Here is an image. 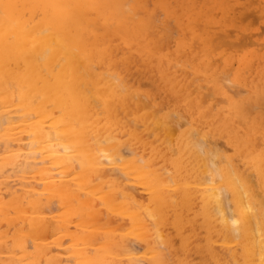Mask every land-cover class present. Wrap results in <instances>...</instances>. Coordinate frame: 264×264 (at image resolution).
Returning <instances> with one entry per match:
<instances>
[{"label":"bare ground","instance_id":"bare-ground-1","mask_svg":"<svg viewBox=\"0 0 264 264\" xmlns=\"http://www.w3.org/2000/svg\"><path fill=\"white\" fill-rule=\"evenodd\" d=\"M197 1L203 9L192 10L184 1L191 23L189 18L182 25L172 10L165 15L167 23L159 25L154 20L157 11L147 10L149 0H0V184L8 177L2 175L5 166L20 178L21 190L10 193L8 202L0 197V213L6 216L11 210L13 219L28 229L13 233L12 248H5L8 230H0V264H59L60 250L73 264H115L123 255L128 263H136L135 242L130 245L128 235L145 242L140 258L146 264H191V251L200 255L201 264H264V181L259 174L261 150L254 144L263 120L251 113L254 105L261 109L264 100V73L257 71V80H251L255 84L248 86L244 70L228 80L209 59L220 45L240 48L251 43L250 38L256 41L247 31L252 22L248 6L254 0H243L241 14L231 22L224 10L235 0ZM153 30L161 35L151 37ZM175 31L182 36L177 49L163 52L160 43ZM257 50L239 58L243 69ZM136 60L157 74L161 88L182 103L184 111H161L153 96L133 88L121 70ZM170 65L188 67L191 83L194 78L202 82L200 89L211 93L217 109L202 108L205 92L190 97L192 89L186 93L182 85L184 80L190 84L189 74L178 78L180 84L176 75H169ZM187 111L194 112L196 124L186 118ZM184 120L186 128L181 127ZM126 123L123 133L129 131L144 142L135 134L139 127L129 126L149 127L157 138L162 136L170 153L153 146L150 157L138 156L136 150L133 154L135 145L129 148L128 139H120ZM186 133L193 135H184L183 146L178 145L176 138ZM217 137L225 139L231 155L222 153ZM104 153L111 162L103 159ZM160 159L164 163L156 166ZM227 160L238 179L225 166ZM106 166L120 169L128 179L119 177L139 186L147 202L140 193L139 200L136 191H127L133 189L131 184L120 188L123 179L116 181L111 177L116 170L108 173ZM25 176L36 180H23ZM44 199L58 205L50 218L44 214ZM103 213L127 221L129 226H123L128 229L122 227V233ZM168 225L177 244L171 233L163 234ZM151 235L157 244L148 243ZM62 237L68 239L64 249ZM25 238L31 239L30 246ZM47 239L56 253L46 246ZM9 249L14 255L2 256Z\"/></svg>","mask_w":264,"mask_h":264},{"label":"rangeland","instance_id":"rangeland-1","mask_svg":"<svg viewBox=\"0 0 264 264\" xmlns=\"http://www.w3.org/2000/svg\"><path fill=\"white\" fill-rule=\"evenodd\" d=\"M181 1L182 0H149V2H148V7H147V10H148V12L149 13H151V12H153V11H157L158 13H159V15H158V13L156 12V16H154V17H156V18H159V20H160V23H158L159 25H165L166 23H167V19H165V15H166V13L168 12V11H174V14L176 15V14H179V17H181V19H182V25L183 24H185V23H187V20L189 19V18H191V13H190V11H188V10H184L183 9V7L186 5V3H187V5H188V7L190 8V9H192V10H198L199 9V3H198V1L196 0H183L182 1V3H183V6H181L180 5V3H181ZM184 1H185V5H184ZM187 1H189V2H187ZM243 0H235V1H232L231 2V4L230 3H228V7L227 8H225V10L224 11H226V12H228L227 13V15L224 13V17H225V19L226 20H228V21H230L231 22V20H230V18L231 17H233V16H237V15H239V14H241V7H238V6H241V2H242ZM253 1V0H252ZM165 3V5H164V3ZM168 4H167V3ZM196 2H197V4H196ZM150 3V4H149ZM158 3H161V7H159L158 6ZM163 3V4H162ZM258 4V5H257ZM225 5H227V3H225ZM155 6H156V8L158 9H156L155 8ZM192 8H191V7ZM234 6H236V7H234ZM262 6H263V0H254L253 1V3L252 4H250L249 6H248V10L249 11H247V13H248V17H249V20L248 21H252L251 22V25L248 27L249 29H247V31H249V34L250 35H252L254 38H256V41L253 39V38H250V40H251V43H248V44H246L244 47H237V45L234 47V46H227L226 44H223V45H220L221 47L218 49H216V53H212L213 55H212V57L210 58L209 57V59H210V63H211V67L215 70V71H218V75L219 74H221L220 72H222L223 74H221V76L222 75H224L223 77H225V74H226V77H227V79L229 80V79H231V76L233 75V73L235 72V71H239V70H244L243 71V73L245 74V76L248 78V80L246 81L247 83H248V86L250 85H253V84H255L253 81H251V80H257V71L259 72V73H264V13H261V8H262ZM164 7H166V8H164ZM155 8V9H154ZM178 8V9H177ZM203 9V7L202 6H200V9ZM251 8V9H250ZM250 10H251V12H250ZM182 12V14H181V12ZM254 11V12H253ZM155 12H154V15H155ZM161 13V14H160ZM190 13V14H189ZM251 14H252V16H251ZM257 14H258V17H257ZM176 16H178V15H176ZM187 16V17H186ZM254 16V17H253ZM259 16H261V17H259ZM183 17V18H182ZM255 17H256V19H255ZM252 19V20H251ZM170 20V21H169ZM168 21H169V23L171 22V24L173 25V26H175L174 24H173V21L171 20V19H169ZM186 20V21H185ZM193 20V18H191V20L189 19V23H191V21ZM253 20H254V22H253ZM197 22H199V23H202V18L201 17H198V19H197ZM230 22H226V24H232V23H230ZM169 23H168V25H169ZM170 24V25H171ZM171 25V26H172ZM176 27L178 28V26H177V24H176V26H175V30H176ZM253 32L254 33H256V32H258L260 35H258V33H257V35L256 34H253ZM252 33V34H251ZM151 34H154V35H151ZM150 34V36L151 37H156V38H158V35L160 36L161 35V33H158V31H156V30H153L152 31V33ZM158 34V35H157ZM173 35L172 36H170V39H167V38H169V37H167V38H165L164 40H162V42L160 43L161 44V48H162V51L163 52H165V53H173L174 51H175V49H177L176 48V46L178 47V37H182V36H180L179 34H177V32L175 31L174 33H172ZM258 36V37H257ZM253 41H255L254 42V45H252V42ZM259 42H261V43H259ZM225 45V46H224ZM224 46V47H223ZM259 46V47H258ZM254 49V48H258V50H257V52L255 53V55H257V56H255V57H253L252 58V60L249 62V64H250V66L249 67H247V68H242V65L240 64V62H239V58L240 57H246L247 55H248V51L249 50H251V49ZM189 53V52H188ZM218 53V54H217ZM218 57V58H217ZM215 59H217V60H215ZM254 59V60H253ZM137 60H138V58H137ZM136 60V62L134 61L133 62V64L131 63V64H128L130 67H127V66H125V67H123V69L121 70L122 71V74L126 77V79H128L131 83H133V88L135 89H138L139 91H141V92H143V93H145V94H150V96L152 97V98H154V102L156 103H159L160 104V107L159 108H161V111H166V110H173V109H176V111H177V108H178V111H184L183 110V108H184V106L182 105V103H179V102H177V99L174 97V96H172V95H170L169 93H167L165 90H163L162 88H161V83H160V81H159V79H158V76H157V74L155 73V72H153L152 70H147V67L146 66H143L144 64L142 63V61L141 60H139L140 62H141V64L138 62ZM134 63H136V66L134 65ZM140 65H139V64ZM143 64V65H142ZM172 64V63H171ZM139 65V66H138ZM171 67V68H170ZM176 68V69H175ZM178 67H176V66H173V65H170L169 66V75H171V76H174L175 77V75H176V80L177 81H180V84H182L183 83V80H179L178 78H181V77H186V76H188V74H189V76H188V78H187V82H189L190 84H188V83H186L185 82V80H184V83L182 84L183 85V89L185 90V92L187 93V92H189L190 91V89H192L191 90V92H189V94H190V97H196V95H197V93L200 91L201 92V94H202V92L204 93V94H202V96L203 95H211V93L210 92H208V90L207 89H200V87H199V83H202V82H199L198 80H197V78H194L193 80H192V83H191V81H190V79H192L193 78V76H192V74L190 73V71H187V70H190L188 67H182V70H183V72H180V71H182V70H179V69H177ZM217 68V69H216ZM186 70V71H185ZM187 72V74H184V73H186ZM189 72V73H188ZM227 72V73H226ZM180 73V74H179ZM177 74H179V76L177 75ZM192 76V77H191ZM197 80V81H196ZM220 81H221V79H220ZM251 81V82H250ZM222 83V82H221ZM184 86H186V87H184ZM193 86V87H192ZM192 87V88H191ZM194 88V89H193ZM206 95H205V97H206ZM208 95V96H209ZM207 96V97H208ZM203 98L204 100V103L202 102V108L203 109H206V108H212L213 110H216L217 109V106H218V103H217V101L215 100V98H212V96H209L210 98L208 99V98ZM214 99V100H213ZM216 101V102H215ZM216 103V104H215ZM261 103H262V105H261V109H260V105L259 104H257L256 106H258V107H255V105L253 106V108H252V110H251V113H252V116H254V117H259L261 120H263L264 121V100H262L261 101ZM175 104V105H174ZM178 104H179V107H177L178 106ZM212 105V106H211ZM157 106H158V104H157ZM263 106V107H262ZM263 111V112H262ZM0 112H2V109L0 108ZM185 116H186V118L189 120V122H191V121H193L195 118V115H194V112H192V111H187V113L186 114H184ZM121 117V116H120ZM130 117V119H131V116H129ZM121 119H122V121H125L124 120V118H122L121 117ZM187 120V121H188ZM187 121H183L182 123H181V127L182 128H186V126L188 127L189 125H188V122ZM130 123H128V125H129ZM194 124H196L195 123V121H193V125ZM131 125H132V129H137L138 127V129H137V131L135 132V130L133 131V132H135V134L137 133V135H140V136H142L145 140H142V138H141V140L142 141H144V142H141V141H139V136L137 137L136 135H135V137H131L130 136V134H129V131H128V133H123V130L125 131L126 130V132H127V130H128V128L126 129V127H127V123H126V125H125V128L123 127L120 131H119V134L121 135V133H123L122 135H124V136H122V138H120L121 140H124L123 142H125L126 141V139H128V141H129V143H133V144H129V143H127L128 141H126L125 143H126V145L130 148V147H132V146H134L135 145V147H134V151H133V154H134V152H135V150H136V153H138L137 155L138 156H140L141 154H144V155H142V157H144V158H147V157H150V155H151V149H152V147L153 146H157L158 148H164L165 146H164V143H163V138H162V136H160L159 135V137L157 138L156 136H158V134L157 133H153V132H151L152 130L149 128V127H145V126H141L140 124H134V123H131L130 124V126H129V129H131L130 127H131ZM133 125H136V126H134L133 127ZM141 126V127H140ZM145 127V128H144ZM147 128V129H146ZM149 130V131H148ZM122 131V132H121ZM132 131V130H131ZM132 132V133H133ZM149 132V133H148ZM151 132V133H150ZM139 133V134H138ZM147 133V134H146ZM143 134V135H142ZM120 136V137H121ZM129 136V137H128ZM146 136H148V137H146ZM156 137L155 139H156V141L155 142H153L154 140V137ZM258 136V138H256ZM257 136L255 137V140H254V144H255V148H257V149H259V150H261L262 148H264V135H261V133H258L257 134ZM128 137V138H127ZM146 137V138H145ZM133 138V139H132ZM135 138H137L138 140H136ZM130 139V140H129ZM148 139V140H147ZM162 139V140H161ZM0 141H2L1 139H0ZM132 141V142H131ZM147 141V142H146ZM149 141L150 142H153L152 144H150L149 143ZM215 141V144L216 145H218L219 147H221V150H223V154H225L226 155V153H227V155H231L232 154V149L230 148V146L228 147V146H226L227 145V143H226V141H225V139L223 140V138H221V137H217V139L216 140H214ZM257 141V142H256ZM134 142H136V143H134ZM138 142H140L141 143V145L138 143ZM147 143V144H143V143ZM162 142V143H161ZM137 143H138V145H139V147L137 148ZM148 143H149V145H148ZM158 143H160V144H158ZM158 144V145H157ZM225 144V145H224ZM256 144H258V145H256ZM147 145H148V147H147ZM163 147H162V146ZM3 146H4V143L2 142H0V159H1V157L4 155V153L2 152V148H3ZM160 146V147H159ZM145 147V148H144ZM133 148V147H132ZM160 148V149H161ZM131 150V149H130ZM161 151H162V153L164 152H168L169 151V149H168V147H166V149L164 148V149H161ZM2 152V153H1ZM167 152L165 153V154H167ZM136 153H135V155H136ZM170 152H168V154H169ZM149 155V156H148ZM157 160V159H156ZM159 160V159H158ZM0 163H1V160H0ZM164 162L160 159V161H157V162H155V164H156V166H160L161 164H163ZM109 167V166H108ZM107 166H106V171H107V168H108ZM159 168V167H158ZM113 169H115L116 170V172H114V174L111 176V177H113V176H115V177H117V179H116V181H118V180H121V179H123V178H121L122 176L123 177H126V176H124L122 173H120L121 171H120V169H118V168H108V173H111L112 174V172L114 171ZM161 170H163V169H161ZM2 171H3V176H8L7 178H5L4 180H6V181H3V183L2 184H0V197L2 198V200H4V201H6V202H8L9 200H10V193H12L13 191H16V189H17V187L18 186H20V183H18L19 182V179L20 178H18V177H16L15 175H11V174H13L12 173V170H10V169H8V167H3L2 168ZM117 173H118V175H117ZM119 174H122V175H120L121 177H119ZM2 176V177H3ZM119 177V178H118ZM127 178V177H126ZM123 179V181L121 180L120 182H118L119 184H120V188H124V189H127L126 187L128 186V185H132V188L133 189H131V188H128L127 189V191L128 190H131L132 192H134V191H136V192H134V194L136 195V197L137 198H139V193H140V196L141 197H143V198H145L144 200V203L145 202H147L146 201V195H144L145 194V192L144 191H142L141 190V188L139 187V186H137L134 182V184L132 183V182H130V181H132V180H130V178H129V182H125V180H127V179ZM23 180H26V181H32V182H34V180H36V179H33V178H31V177H29V176H25V178L23 179ZM25 181V182H26ZM1 182H2V179H1ZM124 182V183H123ZM18 184V185H17ZM125 184H127V185H125ZM126 187H125V186ZM7 186V187H6ZM135 186V187H134ZM128 187H131V186H128ZM39 188V187H38ZM18 189H20V187H18ZM17 189V190H18ZM19 191H21V190H18L17 192H19ZM7 193V194H6ZM14 193V192H13ZM141 197L139 198V200L141 199ZM46 204H47V207H46V210L48 211H45V215H47V216H49V218H50V216L51 215H53V214H55L56 212L55 211H58V205H57V202L54 200V199H51V200H49V201H46L45 199L43 200ZM143 201V200H142ZM54 202V203H53ZM53 205H54V207H53ZM57 206V207H56ZM54 209H53V208ZM56 207V208H55ZM50 209V210H49ZM8 212V214L6 215V216H1V213H0V230H8V232H6V236H7V240H6V242H5V248H12L13 246H12V240H11V237L13 236V233L17 230V229H22V231H27L28 229H27V227H24V226H22V225H24V223L25 222H23L22 223V221H19V219H13V212L11 211V210H8L7 211ZM53 212V213H52ZM50 213V214H49ZM106 214V213H105ZM104 213H103V215L104 216H106ZM114 216L113 214H108V216H106L109 220H110V218L112 219V220H110L111 222H112V224H113V226H114V224H115V226H116V228L117 229H119V230H122L123 228H125L126 230L128 229V227L126 228L125 226H123L124 225V223L126 224V226H129L128 225V223H127V221H125L124 223L121 221L120 222V220H118L119 222H117V220H116V218L114 217H111V216ZM48 217H46V220L47 221H49L50 219H47ZM115 220V221H114ZM114 221V222H113ZM117 223V224H116ZM119 223H121L122 225H119ZM25 226H26V224H25ZM114 226V227H115ZM118 226L121 228H118ZM123 227V228H122ZM24 228V229H23ZM163 228H165L166 230L163 232V234L167 231V235L169 234V235H171L172 234V227L170 226V225H168V226H164ZM125 229H123L124 230V232H125ZM152 229H154V228H152ZM118 230V234L119 233H121V231H119ZM123 230H122V233H124L123 232ZM161 230H162V228H161ZM171 230V231H170ZM117 231V230H116ZM163 231V230H162ZM154 232H156V231H153L152 232V234H154ZM160 233H161V231H160ZM171 233V234H170ZM162 234V233H161ZM157 234H155L154 236H156ZM201 235V234H200ZM199 235V237H198V240H201V236ZM153 236V237H154ZM165 236V235H164ZM151 238H150V241H149V239H148V243L150 244H152V242L151 241H153V243L155 244L156 243V241H155V237H154V240H153V237H152V235L150 236ZM172 237H173V242L175 243V244H177L178 243V238L176 237V236H174L173 234H172ZM64 238V239H63ZM66 237H62L61 238V240H62V244L61 245H63V246H61V248L62 249H64L65 248V246H67L68 245V239L66 238ZM26 239V245H28V246H30L31 245V243H29L28 241H27V239L28 238H25ZM50 239V238H49ZM49 239H47V241L45 242L47 245L46 246H49L50 247V249H52V247H53V249L51 250L52 252H53V250H54V253H56V250L54 249V245H53V243L49 240ZM127 239H129V241H127L130 245L132 244V243H130L131 241L133 242H135V244H132L131 246H135L134 247V251H136V252H134V255L135 256H137L138 257V259L139 260H136V263L135 262H132V263H134V264H137V263H139V264H146V262L144 261V260H141V258H140V255L142 254V252L144 251V249H145V242L143 241H141V240H139L137 237H135V236H133V235H130V237H129V235L128 236H126V240ZM29 241L31 240V239H28ZM136 240V241H135ZM155 241V242H154ZM28 242V243H27ZM7 243V244H6ZM10 244V247H9V244ZM51 243V244H50ZM66 243V244H65ZM30 244V245H29ZM157 244V243H156ZM218 244V243H217ZM139 245V247H137ZM219 245V244H218ZM52 246V247H51ZM144 248V249H143ZM29 250H30V247L28 248ZM49 248H48V250H50ZM135 249H137V250H135ZM47 250V251H48ZM61 251V250H60ZM60 251H58L56 254H58L59 255V253H60V256H59V264H73L74 262H72V260L70 259H67L68 258V253L67 252H64L63 250H62V252H60ZM4 252V254L2 255V256H5L6 254L9 256H11V255H14V254H12L13 252L15 253V251H10V249H9V252H6V251H3ZM2 252V253H3ZM6 252V253H5ZM17 252V251H16ZM194 251H191L190 253V256H188L187 257V260L189 261V259L191 260V261H189V262H191V264L193 263V264H201L202 263V259L200 258V255L199 254H197V253H193ZM62 253H64V254H62ZM138 253V254H137ZM17 254V253H16ZM6 255V256H7ZM199 255V256H198ZM121 256V255H120ZM128 256V255H127ZM64 258V259H62L61 260V258ZM126 255H123V256H121L119 259H121V260H119V259H117L116 261V263L115 264H127L128 263V257H126ZM37 259H39V260H41L42 261V259H40L39 257L37 258ZM123 259V260H122ZM127 259V260H126ZM126 260V261H125ZM41 261H38V262H41ZM133 261V260H132ZM135 261V260H134ZM173 261V259L170 257V256H168V262H172ZM43 262H44V260H43ZM41 263V264H45V263ZM65 262V263H64ZM131 262H129L128 264H130ZM131 263V264H132Z\"/></svg>","mask_w":264,"mask_h":264},{"label":"snow or ice","instance_id":"snow-or-ice-1","mask_svg":"<svg viewBox=\"0 0 264 264\" xmlns=\"http://www.w3.org/2000/svg\"><path fill=\"white\" fill-rule=\"evenodd\" d=\"M154 20L156 23H160L159 18H155ZM115 78V77H114ZM184 135H188L189 137H191L193 134L192 133H186V134H182L181 136L177 137V144L180 146H183V140H184ZM261 135H264V121L261 122ZM193 145L197 147V150L200 152L201 155H205V152L203 149H201L199 147L198 142L193 141ZM259 158L261 160V168H260V176L262 181H264V148L261 149L260 153H259ZM103 159H108L109 162H111L109 154L108 153H104L103 154ZM225 166L227 167V169L229 170V172L238 179L237 174H236V169L234 167V165L232 164L231 160H227L225 161ZM219 174V173H217Z\"/></svg>","mask_w":264,"mask_h":264}]
</instances>
